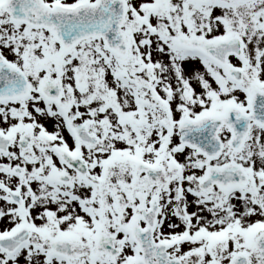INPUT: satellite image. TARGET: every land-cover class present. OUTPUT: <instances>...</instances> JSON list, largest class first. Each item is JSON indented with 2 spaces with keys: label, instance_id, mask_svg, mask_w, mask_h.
<instances>
[{
  "label": "snow or ice",
  "instance_id": "6c2138e0",
  "mask_svg": "<svg viewBox=\"0 0 264 264\" xmlns=\"http://www.w3.org/2000/svg\"><path fill=\"white\" fill-rule=\"evenodd\" d=\"M0 264H264V0H0Z\"/></svg>",
  "mask_w": 264,
  "mask_h": 264
}]
</instances>
